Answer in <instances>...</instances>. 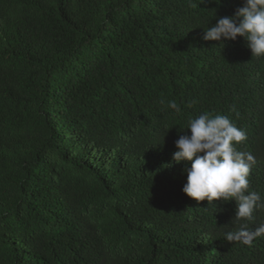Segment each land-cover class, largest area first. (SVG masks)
<instances>
[{"label": "trees", "instance_id": "1", "mask_svg": "<svg viewBox=\"0 0 264 264\" xmlns=\"http://www.w3.org/2000/svg\"><path fill=\"white\" fill-rule=\"evenodd\" d=\"M243 5L0 0V264H264V236L226 239L235 201L189 198L173 160L190 119L227 116L264 199V57L203 39Z\"/></svg>", "mask_w": 264, "mask_h": 264}, {"label": "clouds", "instance_id": "2", "mask_svg": "<svg viewBox=\"0 0 264 264\" xmlns=\"http://www.w3.org/2000/svg\"><path fill=\"white\" fill-rule=\"evenodd\" d=\"M238 37L247 42L253 57H264V0H244L234 16L219 18L214 26L208 27L203 39L222 42ZM168 107L179 111L175 101H168ZM187 129L191 135L179 137L173 155L176 164L191 162V167L185 169L187 182L183 192L197 202L235 201L232 222L238 228L226 233V239L229 243L251 246L255 238L264 236V223L249 229L254 212L264 208V199L250 189L248 179L256 158L236 147L247 141L246 131L227 116L208 113L190 119Z\"/></svg>", "mask_w": 264, "mask_h": 264}]
</instances>
